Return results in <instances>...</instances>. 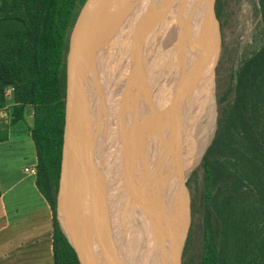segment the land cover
<instances>
[{"label":"trees","instance_id":"trees-1","mask_svg":"<svg viewBox=\"0 0 264 264\" xmlns=\"http://www.w3.org/2000/svg\"><path fill=\"white\" fill-rule=\"evenodd\" d=\"M85 1L0 0V107L6 105L5 93L11 88V123L23 120L28 108L33 110L30 130L37 151L36 183L54 213L53 264H80L59 227L56 195L65 121L68 37ZM139 2L141 12L146 9L147 22L142 30L135 29L139 34H133V49L137 51L152 35L157 18L150 15L154 11L147 10L149 0ZM136 5L131 4L132 11ZM222 5L223 0H217L219 19ZM258 5L261 44L241 60L232 86L218 97L216 130L200 163L202 190L192 201L193 215L197 211L203 215L197 264H264V0H258ZM124 41L125 36L120 47L122 58ZM192 49L189 41L184 50L189 61ZM95 73L82 84L83 93L90 92L99 76ZM7 137V128L0 124V141ZM185 201L183 189L174 203L175 216L178 213L182 225L186 223ZM194 231L191 227L184 255L193 245Z\"/></svg>","mask_w":264,"mask_h":264},{"label":"bare ground","instance_id":"bare-ground-1","mask_svg":"<svg viewBox=\"0 0 264 264\" xmlns=\"http://www.w3.org/2000/svg\"><path fill=\"white\" fill-rule=\"evenodd\" d=\"M193 1L194 3L190 7L185 6L182 9L177 8V10L173 7L171 13H168L166 8L172 4L179 6L178 0L166 1V6L163 8L164 15L169 16L171 20L162 23L159 19H156L152 35L141 50L137 51L141 56V61L138 67L131 69L132 77L127 82L130 86L126 84L130 88L129 92L126 85L119 87L121 78L118 70L122 59L124 60L126 57H121L122 53L118 46L121 47L124 36L125 40L127 39L124 42L126 44L129 42L127 36L130 30L125 29L123 33L119 32V37L110 52L106 65L95 68V74H99V76L85 98L88 113H84L85 120L82 121L80 132L83 162L79 166L75 163V169L77 170L74 174L73 185L75 188L78 186L80 189V210L82 213L83 211L86 213L87 225L92 240L99 248L98 256L102 264H173L169 256L168 243L163 227L168 199L176 192L186 173L200 161L202 153L207 147V140L210 137L212 126L211 123L199 135L195 131V134L193 133L194 137L189 140L192 131L188 125L183 124V120L187 119L191 102L199 98V95L197 97L198 89L207 88L206 86L210 84L211 73L208 74L210 75L208 78L203 80L199 72V69H201L199 66L190 64L182 58L172 64V58L177 57V48L184 35H187L194 14H198L201 8L208 3V0ZM134 2L136 3V0H130V12L127 14L136 19L140 13L138 14V5L133 11L131 10V4ZM199 7L200 9L197 10ZM120 37H122L121 43ZM172 43H176V50L172 55H167L168 60L164 58L165 61H160L159 59L166 54V49ZM219 53L220 51L209 62L213 67ZM182 55L185 57L184 51ZM161 66L170 67L169 71L150 73L143 76H141L142 73H138L140 67L152 70ZM135 71L137 72L135 73ZM122 79L125 81V77H122ZM154 79L156 80L154 81ZM184 80L190 86L186 93L181 85V81ZM122 88L125 90L123 101L127 98L125 102L128 103V98H131L132 108L137 112L134 113L133 117L125 116V118H122L124 117L122 116L121 121L115 119L116 121L112 120L111 122L107 116L106 119L104 118L107 126L106 132H98L96 136L94 127L90 118H88V116H93L91 105L94 104L96 115V110L98 113L102 108L107 110L113 103V97H115L113 95H116V92L118 94L120 90L122 92ZM151 93H154L153 96H151ZM186 96L190 99L185 100ZM198 100L201 101V99ZM108 112L107 110V114ZM122 122L127 125L125 130L121 127ZM109 124L115 127L119 126L118 129L122 135L121 141L119 139L114 141L115 131L109 128ZM136 128L140 136L138 139L147 141V143H151L152 140H154V144L165 141L166 146L167 140L170 138L173 140L171 145H173L172 155L175 160L173 159L165 167H160L162 166L160 163L156 175L151 176L148 180L146 179L150 186L145 190L141 188V185L146 188V185H144L146 183L140 184L139 178L135 181V177L127 178L128 176L125 175L127 172H123L124 174L121 170L115 172L116 161L114 157L117 150L120 161L129 159L126 156L129 151L126 148L127 144L124 142L123 145L125 131H129L130 138L134 141L136 139ZM198 130L200 131V129ZM101 135L103 137L100 139ZM100 141L104 142L105 155L103 158L102 152L101 157L98 154L100 146L97 144ZM150 143L144 147H150ZM152 149L153 146L148 150L152 151ZM99 157L106 161V166H103V163L100 164ZM179 164L180 166H178ZM176 167H179L178 174L175 175L177 178L166 177L170 173L173 174L172 172Z\"/></svg>","mask_w":264,"mask_h":264},{"label":"rangeland","instance_id":"rangeland-1","mask_svg":"<svg viewBox=\"0 0 264 264\" xmlns=\"http://www.w3.org/2000/svg\"><path fill=\"white\" fill-rule=\"evenodd\" d=\"M136 1L138 5V14H139L141 12V3L139 2L140 0H136ZM166 1L167 0H149V3L147 4L148 6H151L147 8V10L150 11L149 9H151L152 11L155 12L154 14L152 12L150 15H156L157 16L156 19H159V21L162 23H164L167 20L169 21L171 20L169 16L164 15L165 11L163 10V8L164 6H166ZM192 3H194L193 0L192 1L191 0H187V1L178 0L179 6L172 4L166 9L168 13H171V11L174 8H176L175 10H177V8L182 9L185 6L190 7V5H193ZM208 5L209 4L207 3L206 6H203V8H201L198 14L195 13L193 18L191 17L192 21L190 24V28L187 32V35L186 36L184 35L182 42L179 44V47L177 48V57L174 58L172 56L173 57L172 64L175 63L177 60L179 61V58H182L190 64H193V65L195 64L197 67L199 66L201 68L199 69V72L203 80L208 78V76H210L208 74L211 73L210 84L206 86L207 88H202V89L200 88L198 89L199 91L197 90L198 91L197 97L199 95V98H197L196 101L194 99L191 102L192 105L190 104L189 106V108L191 109L188 108V115L186 117L187 119L183 120V124L185 126L188 125L189 129H191L192 131V136H190L189 140L192 137H194L195 131H197L199 135L208 125L212 123L211 129H210L211 130L210 137H208V140H207L208 141L207 147L210 145L212 138L214 136L215 130H216L217 116H218V97H222L226 93V91H228L230 87L232 86L233 77H234L233 75L235 74V71L238 68L241 60L246 58L250 54H252L253 51L258 48V46L261 44V41H262L261 33H260L261 16H260V11H259L258 0H223V5L221 9L222 17L219 19L220 29H221V34H222L221 42L219 39L210 36L211 23L208 17V7H209ZM216 8H217V1H216ZM199 9L200 7L197 10ZM145 11L141 12V15L139 14V17H136V19H133L134 17H132V15L130 16L127 14L128 16L122 24L120 33H123L125 29L130 30V32L127 36L129 42L126 44L127 46L125 50L126 59L124 60L122 59L120 63V68L118 70L119 77L121 78L120 82L118 80L119 87L120 86L124 87L126 84L130 86V84L127 82L132 77L131 69L133 68L135 69L136 67H138V64L141 61L140 59L141 56L139 55L137 50L133 49L132 41H133V34L134 33L139 34V31L135 29L138 28V30H142L143 28L141 26L147 22V20L144 19ZM128 12H130V10H128ZM121 41H122V37H120V43ZM187 41L188 42L192 41V44H193L191 61H189L186 57L182 55V52L186 48ZM118 49H120V45L118 46ZM175 50H176V43L170 44L169 47L166 49V54L162 55L161 59L159 60L165 61L164 58L168 60L167 55H170V54L172 55V53ZM135 51L136 53H134ZM219 51L220 53L218 54L214 67H213L211 64H209V62L212 59H214V57ZM132 60L135 62H133ZM141 68L142 67L138 68L140 69V71L138 70L139 71L138 73L140 74L142 73L141 76H143L145 74L147 75L150 73H160L166 70L169 71L170 67L161 66L159 68L152 69V70H148L146 67L142 69ZM136 72L137 71H135V73ZM122 77H125V81L124 79H122ZM155 80L156 79H154V81ZM185 81L186 80H184L183 82L181 81V85L184 87L183 89H184V92L186 93L189 90L190 86H189V83ZM157 87H158V84L156 85V89ZM126 88L128 89V92H129L130 88L127 85H126ZM120 92L121 90L118 92V94L116 92V95L115 94L113 95L115 96L113 97V103L112 105L109 106V108H107V110L109 111L108 114H107V110L104 108H102V110H100L99 113L96 110L97 115H95L96 116L95 118H96V122L98 123L99 132L101 133L102 131L103 133L106 132L105 129L107 128V126L105 125L104 118L106 119L107 116L111 122L112 120H115V119L116 120L120 119L121 121L122 116H124L122 118H125V116L133 117V115H135L134 113L137 112V110H134L132 108L133 105L131 104L132 103L131 98L130 99L128 98V103L125 102L127 98L125 99V101H123L125 90L122 88V92L121 93ZM152 94L154 93H151V96H153ZM229 96H231V94ZM188 99L190 98L186 96L185 100H188ZM198 99H201V101ZM116 103H118L119 106L116 105ZM88 117L90 118V121L92 122L91 117L90 116ZM124 121L126 120L124 119ZM121 127H123V129L125 130V128L127 127L126 123L122 122ZM192 127H193V130H192ZM109 128L115 131L114 132L115 136H113L114 141L118 139L120 140L122 135H121V132H119V129H118L119 126L115 127L114 125H110ZM198 129H200V131ZM116 131H117V136H116ZM125 132L126 134L124 136L123 145H124V142L127 144L126 148L127 150L129 149V151L127 152L126 156L127 158L129 157V159L126 161H120L119 153L117 152L118 151L117 150L116 155L114 157L116 161L115 162V170H116L115 172H119L120 170L122 171V173L127 172L125 173V175L128 176L127 178L135 177L134 178L135 181L137 178H139L140 184L146 183L144 184L146 185V188L143 185H141V188L143 190L148 189L150 185H148L149 182L148 181L146 182V179L148 180V178H150L151 176L156 175V172H158V168L165 167L169 163H171L173 159L175 160L174 156L172 155L173 145H171V142H173V140L172 138L167 140L166 146L164 144L165 141L163 142L159 141L155 144H154V140H152L151 143L148 141L150 143V147L153 146L152 151H150L148 150L150 147H147V148L144 147V146H147V144L149 143H147V141H144L142 139L141 140L138 139L140 136L138 135L137 128L135 129L136 139L134 141L131 140L129 131H125ZM102 137L103 135H101L100 139ZM144 142H146L147 144ZM98 146H100L99 147L100 149L98 148L99 151L97 150L98 154H100V157H101V152H102L103 153L102 158H103L105 155V151L103 149L104 142L100 141ZM207 147L205 148V150L207 149ZM204 152L202 153V156ZM202 156L200 158V161L197 163V165L191 170H189L188 173H186V176L184 178L185 184L188 189L191 220L188 226L189 228H187L188 232L186 234V239H185V242L182 248L181 264H184L186 261L189 262L190 264H197L199 260V252L201 250L200 240H201L202 234L199 231V226L201 225L203 215L201 211H197L193 215L192 201L194 197L196 198V194L198 193V191L202 190V185H203L202 179L203 178H202V169L200 168ZM100 157H99L100 164L103 163V166H106L107 165L106 161ZM160 163L162 164V166L159 167ZM180 164L178 166H180ZM178 168L179 167H176V169H174V171L172 172L173 174L170 173L166 177H172V179H176L177 177H175V175L178 174V171H179ZM195 171L196 173L194 174ZM182 181L178 185L176 192L173 193L170 199H168V204H167L166 211H165V217L163 218V227H164V232L166 236V241L168 243L167 247L169 249V256L173 264H177L176 255H177L178 246H179L178 239H179L180 231L185 225V223L184 225L180 224L178 213L175 216V211H174L175 199L177 195L180 194L181 191L184 189L182 185ZM195 203L197 207L200 206L199 198L195 199ZM191 227L193 228V230H195L193 234V238H194L193 245L188 250L186 255H184V248H185L186 240H187Z\"/></svg>","mask_w":264,"mask_h":264},{"label":"water","instance_id":"water-1","mask_svg":"<svg viewBox=\"0 0 264 264\" xmlns=\"http://www.w3.org/2000/svg\"><path fill=\"white\" fill-rule=\"evenodd\" d=\"M215 1L208 0V17L211 23L210 36L221 42L220 21L215 12ZM130 0H86L82 5L69 33L66 53V96L63 146L59 186L56 195V218L60 229L75 249L80 264H102L98 246L92 240L81 208L80 189L73 185L75 165L82 163L81 138L82 121L86 114V92H82L88 75L95 68L105 66L110 52L119 37L122 24L130 10ZM89 87V86H88ZM87 101V100H86ZM94 102V101H93ZM92 125L95 135L99 132L94 104L91 105ZM89 118V117H88ZM99 141V140H98ZM99 144V142H98ZM97 144V145H98ZM76 163V164H75ZM186 201L184 212L186 223L180 231L176 263L181 264L182 248L188 232L191 213L188 189L182 181ZM87 188V187H86ZM106 190V189H105Z\"/></svg>","mask_w":264,"mask_h":264},{"label":"crops","instance_id":"crops-1","mask_svg":"<svg viewBox=\"0 0 264 264\" xmlns=\"http://www.w3.org/2000/svg\"><path fill=\"white\" fill-rule=\"evenodd\" d=\"M12 89L0 107L8 137L0 141V264H53L54 213L37 186L33 110L11 123ZM27 168V169H26Z\"/></svg>","mask_w":264,"mask_h":264},{"label":"built area","instance_id":"built-area-1","mask_svg":"<svg viewBox=\"0 0 264 264\" xmlns=\"http://www.w3.org/2000/svg\"><path fill=\"white\" fill-rule=\"evenodd\" d=\"M27 169V168H26ZM31 171L34 173V174H37V168L35 166V168H32Z\"/></svg>","mask_w":264,"mask_h":264},{"label":"flooded vegetation","instance_id":"flooded-vegetation-1","mask_svg":"<svg viewBox=\"0 0 264 264\" xmlns=\"http://www.w3.org/2000/svg\"><path fill=\"white\" fill-rule=\"evenodd\" d=\"M216 1H217V0H216ZM216 1H215V12H216V15H217Z\"/></svg>","mask_w":264,"mask_h":264}]
</instances>
